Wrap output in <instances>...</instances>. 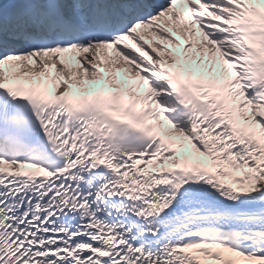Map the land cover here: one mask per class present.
<instances>
[{
  "label": "snow or ice",
  "instance_id": "snow-or-ice-1",
  "mask_svg": "<svg viewBox=\"0 0 264 264\" xmlns=\"http://www.w3.org/2000/svg\"><path fill=\"white\" fill-rule=\"evenodd\" d=\"M0 264H264V0H0Z\"/></svg>",
  "mask_w": 264,
  "mask_h": 264
}]
</instances>
